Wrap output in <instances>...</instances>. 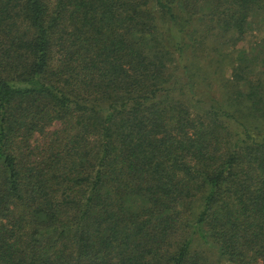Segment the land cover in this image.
<instances>
[{
    "label": "trees",
    "instance_id": "16d2710c",
    "mask_svg": "<svg viewBox=\"0 0 264 264\" xmlns=\"http://www.w3.org/2000/svg\"><path fill=\"white\" fill-rule=\"evenodd\" d=\"M258 19L264 0H0V264H219L199 241L264 264V45L237 49ZM209 52L230 88L201 100L179 75Z\"/></svg>",
    "mask_w": 264,
    "mask_h": 264
},
{
    "label": "rangeland",
    "instance_id": "374dc122",
    "mask_svg": "<svg viewBox=\"0 0 264 264\" xmlns=\"http://www.w3.org/2000/svg\"><path fill=\"white\" fill-rule=\"evenodd\" d=\"M263 20H259V19L257 20V22L254 24V25H257V27L253 30H250L246 34L245 38L238 43L237 45L238 50L246 51L249 53L252 51V48L255 47L256 45H264V21ZM205 56H206L205 61L203 60L197 61V65H198L197 71L193 72L192 70L191 75H187V76L179 75L182 83H187L188 81H191L192 88H193V80L198 82L197 84H195L196 88H193V89L199 99H201L202 95H207V94L201 93L203 89H208L213 94L215 91L216 96H218V94L222 95V93H224V90H228L230 88V84L228 85L226 81V79L229 76H231V67L229 66V64H227L224 68V74H225L224 78H221L222 75L217 72L216 65L211 63V59L213 58L212 54L209 52V55L205 54ZM199 99H196V100H199ZM196 103H200V102L198 101ZM197 107L199 108L200 105ZM262 126L264 127V123H262ZM198 243L199 244H197L195 248L204 250V252H206V255L209 257L211 261H215L216 263L218 262L219 264H227L225 261H223V259H220L218 255H216L212 250H208L206 247H203L200 244L201 243L200 241Z\"/></svg>",
    "mask_w": 264,
    "mask_h": 264
}]
</instances>
